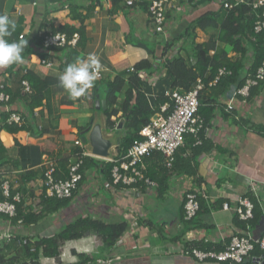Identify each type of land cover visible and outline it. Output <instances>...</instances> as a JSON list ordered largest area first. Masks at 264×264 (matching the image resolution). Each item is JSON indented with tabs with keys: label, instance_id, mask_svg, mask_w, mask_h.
Segmentation results:
<instances>
[{
	"label": "crops",
	"instance_id": "crops-1",
	"mask_svg": "<svg viewBox=\"0 0 264 264\" xmlns=\"http://www.w3.org/2000/svg\"><path fill=\"white\" fill-rule=\"evenodd\" d=\"M221 1H172L166 13L169 33L165 37L154 32L143 4L129 5L119 1L110 6L109 0H98L92 15L84 20L85 42L78 59L95 53L103 69L95 82L93 97L91 88L84 96L71 99L58 80L65 69L60 67L62 48H45L37 41L49 32H56L54 29L60 25L79 26V22L71 17L69 5L48 4L46 0H0V15H8L19 23L20 40L28 41L22 52L23 63L0 67V85L18 96L6 107L0 106V145L5 159L0 165V180L7 179L16 188L24 171H35V179L24 187L38 195L41 164L45 157H70L78 148L75 141L81 140L96 119L102 121L105 134L115 133L114 129L106 127L104 112L95 108L96 95L100 100L106 99L104 87L118 70L131 68L145 59L151 63V68L150 72L143 71L144 76L140 77L142 91L153 107L159 96L173 89V79L164 67L165 58L168 59L167 42L178 48L181 41L176 42L175 38L189 21L206 11L217 10ZM81 12L85 13V10ZM207 38L205 32L197 30L198 42ZM228 55L235 53L228 48ZM27 71L39 75L41 80H48L43 91L46 98L32 115L27 111L24 97H20V91H23L21 78ZM116 96L114 107L121 110L123 97L118 93ZM218 103L214 104V116L205 130V138L211 141L212 148L194 157L190 137H186L184 150L179 154L192 157L189 166L195 168V173L174 171L162 195L155 183L144 187L133 185L136 190L112 185L98 167H92L84 171L68 206L44 216L34 225L24 226L36 238L52 236L79 215L104 221L124 220L127 224L135 220L134 239L123 234L119 243L106 249L96 234L88 233L82 238L65 241L58 259L41 256V264H76V253L93 254L97 260L89 264H217L210 258L200 260L193 256L185 244L192 241L223 243L232 235L243 233L233 223L234 209L238 197L246 192L244 183L250 179L256 185V193H252L264 207V133L256 129H264V85L250 100L231 91L228 98H220ZM228 103H231V109L227 107ZM8 111L20 113L26 129H7L3 114ZM21 147L26 149L24 159L20 155ZM112 150V157H115L117 146ZM259 158L261 166L257 164ZM180 166L181 169L186 163H180ZM190 191L202 195L208 211L197 216L199 227L180 234L183 200ZM218 201L227 203L229 208L218 206ZM249 232L254 240L259 239L264 233V219ZM6 252L10 253L8 256L13 255L9 247ZM254 257L258 255L250 253L242 264H252Z\"/></svg>",
	"mask_w": 264,
	"mask_h": 264
},
{
	"label": "trees",
	"instance_id": "trees-1",
	"mask_svg": "<svg viewBox=\"0 0 264 264\" xmlns=\"http://www.w3.org/2000/svg\"><path fill=\"white\" fill-rule=\"evenodd\" d=\"M46 1L48 4L57 3L61 4V6L68 4L71 17L79 22L78 27L64 24L54 29L55 31L65 33L68 38L74 32L79 34L75 46H52L53 48H62L63 50L64 54L60 65L63 69L79 58V52L85 42L84 20L92 15L95 6L98 4V0ZM119 1L122 0H109V5L112 6ZM212 1L216 0H200L202 3H210ZM81 10H85V13H82ZM257 13H259V10H254L251 5L246 3L235 4L234 0H222L217 10L206 11L189 21L184 31L175 38L176 42L181 41L177 51L171 58L164 61L166 73L173 79V89H178L182 92L191 90L196 86L198 79L203 84V87L198 93V113L202 117L203 126L196 136L192 134L185 136V140L186 137H190L189 141L192 146L191 153H193L194 157L201 152L210 150L213 146L211 141L205 138V130L214 116V104H219L220 98H228L231 91L241 96L237 91L247 84L248 81H253L254 83L249 85L247 95H242L247 100L259 94L264 85V75L262 78L257 76V71L264 62V29L258 32L254 30ZM197 30L207 33V40L198 42ZM20 34L21 25L18 23L16 24L15 30L6 39L9 42L19 41ZM37 41L43 45V37H39ZM167 43L166 49L173 44L172 42ZM228 48L235 53L234 56L228 55ZM150 68L151 63L148 60H141L133 65L132 70L130 67L118 70L114 79L109 81L104 87L107 101V108L104 111L106 127L108 129H114L117 121L121 118L124 119L122 127L123 135L121 136L120 144L117 146V153L114 159L121 158L132 142L135 139L141 138V128L159 110L160 105L169 101V98L164 94L156 99L153 107L148 102L147 97L142 91L143 80L138 73L139 71L150 72ZM219 69H224V72L218 76L216 82L211 83L218 75ZM22 79L27 80L32 89L31 93H27L23 89L22 92L20 91V94L22 93L20 97H24L27 111L32 115L33 110L41 106L42 101L46 98L43 91L48 84V80H41L39 75L31 71L25 72L22 75ZM95 87L96 85L92 88V97L96 94ZM3 90L10 95L8 103H11L18 97L5 85ZM116 93L123 97L121 110L118 107H114L117 99ZM172 107L173 103L170 101L169 110H172ZM120 111L121 114L118 115ZM9 114L10 111L3 114L4 125L7 129H26L24 127L25 120L20 125L13 122L7 123L6 119ZM117 115L118 117H115ZM256 129L264 133V129L261 127ZM183 146L175 152L172 167L165 166L160 152H152L144 159V169L142 170L143 178H148L153 181L160 195L167 190V180L174 171L181 170L192 174L195 173V168L189 166L192 157L187 158L188 155L179 154L180 150H184ZM80 151L78 147L70 157L75 156V153H80ZM20 155L23 159L26 157V149L24 147H21ZM70 157L58 159V177L67 176V166ZM4 160L3 148L0 145V165L3 164ZM184 162L186 166L180 169L182 166H180V163ZM114 165V161H100L91 156H84L82 157L79 172L83 176L84 171L87 169L98 167L102 171L104 178L112 184V168ZM42 172L43 168H41L40 177H42ZM36 175L37 173L35 171L26 170L20 175L18 187L13 188L11 186L8 200L12 201L13 195L17 192L21 193L20 201H13L16 209L15 216L10 218L13 224L18 219H22L24 226L34 225L44 216L58 212L60 209L68 206L73 200L76 189L73 191L71 197L64 198L48 197L40 194L39 202L36 203L39 209L34 210L31 201H27L28 196L33 197L34 195L32 192L27 191L24 186L28 181L34 180ZM143 178L138 179L134 185L144 187L145 182ZM117 186L124 185L118 183ZM244 196L252 203V216L248 219H240L238 214L235 213L233 223L241 231L252 229L264 219V207L252 191H246ZM5 198L0 188V201L5 200ZM197 198L199 201V209L196 215L188 220L184 218L185 199L183 200V212L181 214L183 228L180 234H183L191 228L199 227L200 224L197 222V216L200 213L208 211V204L204 201L202 195L198 194ZM217 203L220 204L218 206H221L223 201H218ZM0 217L7 218L2 213H0ZM126 227L127 223L124 220L104 221L93 218L90 215H79L52 236L36 238L29 236L26 244H18L20 236L15 235L7 243H2L0 245V264H41V256L58 259L60 256V247L65 241L82 238L88 233L96 234L106 249L113 248L117 240L125 232ZM229 241L230 238H227L223 243L219 242L216 244H202L192 241L187 242L185 247L187 251L198 248L203 251L214 250L217 252L223 250ZM8 247L13 250V255L8 256L10 254L8 253L9 251L6 252ZM263 253L259 244L255 243L251 254L260 256ZM76 255L78 257L76 264H89L97 260L93 254L76 253Z\"/></svg>",
	"mask_w": 264,
	"mask_h": 264
},
{
	"label": "built area",
	"instance_id": "built-area-1",
	"mask_svg": "<svg viewBox=\"0 0 264 264\" xmlns=\"http://www.w3.org/2000/svg\"><path fill=\"white\" fill-rule=\"evenodd\" d=\"M172 1L175 0H122V2L129 5H133L135 3L145 5L148 17L152 22L154 32L156 34H162L165 37L166 33H169L166 23V13L168 6ZM234 1L235 4L246 3L251 5L254 10H259V13L256 14L254 30L258 32L264 29V0ZM19 38H22V34L19 35ZM78 38L79 34L77 32H74L70 38H68L63 32H49L43 36V45L45 47H59L66 45L75 46ZM176 51L177 47L174 45L170 46L167 49V57L171 58ZM166 59L167 58H165V60ZM132 69L133 67H131V70ZM223 72L224 69H219L218 75L211 81V83L216 82L218 76ZM138 75L140 77H142V75L144 76L143 71H139ZM263 75L264 62L257 71L258 77L262 78ZM99 78L100 75L97 79ZM253 83V81H248L247 84L237 91V93L247 95L248 87ZM21 86L25 92H32L27 80L22 79ZM202 87L203 84L200 79H198L196 86L191 90L182 92L178 89H172L165 92L169 101L160 105L159 110L152 115L149 121L141 128V138L135 139L121 158L114 159V157H112L110 159H106V161L115 162V165L112 168V185L117 186L119 183L124 185L122 186L124 188L132 187L130 189L136 190L133 185L138 179L143 178L142 170L144 169V159L152 152H160L165 166L172 167L175 159V152L185 144V136L187 134L196 136L203 126L202 117L198 113V93ZM3 88L4 85L1 84L0 106L6 107L10 99V95L7 94ZM170 101L173 103L172 110H169ZM227 107L231 109V103H228ZM6 122H13L20 125L22 123L21 114L10 112ZM75 145L79 147L81 151L80 153H75V156L70 157L66 177L57 176V158L48 156L43 160L41 164L43 172L42 177L40 178V190L38 195H34L33 197L28 196L27 198V201H31L34 210H37L36 203L39 202L40 194L58 198L72 196L73 191L77 188V185L82 178V174L79 172V168L82 164V157H94L84 148V144L80 139L75 141ZM97 159L102 160L101 158ZM143 179L146 185L154 186V182L150 179ZM244 184L246 191L256 193V185L251 179L246 181ZM0 188L3 195L6 197L5 200L0 201V213L9 218L0 217V243H7L10 239L15 237V235H19L20 238L18 240V244H26L28 237L31 235L24 229L23 220L18 219L15 224H13L10 220V218L16 214L15 204L13 201H20L21 193L17 192L13 195L12 201L8 200L7 198L10 196L11 183L7 179L0 180ZM198 194L199 193L194 191H190L185 194L184 218L187 220L193 218L199 209V201L197 198ZM222 208L228 209V204L223 203ZM234 210L240 219H248L252 216V203L247 197L240 195L237 199V206ZM2 220H4V223ZM136 226L137 224L135 220L129 221L123 234H126L131 240L134 239L136 235ZM14 228L15 230H13ZM120 241L121 237L117 240L116 244ZM255 243H258L259 247L264 252V233L259 239L254 240L249 230H245L241 234L232 235L230 237V241L221 251H203L198 248H193L188 252L200 260L210 258L211 260L216 261L217 264H242L252 252ZM31 250H33V248H31Z\"/></svg>",
	"mask_w": 264,
	"mask_h": 264
},
{
	"label": "clouds",
	"instance_id": "clouds-1",
	"mask_svg": "<svg viewBox=\"0 0 264 264\" xmlns=\"http://www.w3.org/2000/svg\"><path fill=\"white\" fill-rule=\"evenodd\" d=\"M16 21L8 15H0V67L23 63L22 52L27 46V40L9 42L6 37L15 30ZM103 65L95 53H89L85 59H77L67 65L59 75L60 86L64 88L69 98L77 99L84 96L95 86Z\"/></svg>",
	"mask_w": 264,
	"mask_h": 264
},
{
	"label": "water",
	"instance_id": "water-1",
	"mask_svg": "<svg viewBox=\"0 0 264 264\" xmlns=\"http://www.w3.org/2000/svg\"><path fill=\"white\" fill-rule=\"evenodd\" d=\"M95 108L97 110L105 111L107 108L106 99H99L96 95ZM124 119L121 118L116 123L114 128L115 133L107 135L104 133L103 123L100 119H96L93 124L87 128L86 133L81 136V141L84 148L94 157L101 158L102 160L112 158L113 147L118 146L121 141L116 132L120 131L123 127ZM252 264H264V253L258 257H254Z\"/></svg>",
	"mask_w": 264,
	"mask_h": 264
},
{
	"label": "rangeland",
	"instance_id": "rangeland-1",
	"mask_svg": "<svg viewBox=\"0 0 264 264\" xmlns=\"http://www.w3.org/2000/svg\"><path fill=\"white\" fill-rule=\"evenodd\" d=\"M207 34V33H206ZM208 35V34H207ZM122 130V129H121ZM118 131V132H116V133H119L118 135L121 137V135H122V131ZM117 136V135H116ZM106 161V160H105ZM259 166H261V160H260V158H259V160H258V163H257Z\"/></svg>",
	"mask_w": 264,
	"mask_h": 264
}]
</instances>
